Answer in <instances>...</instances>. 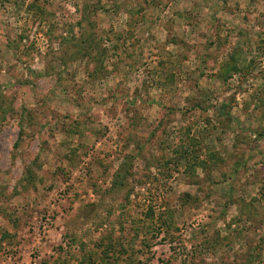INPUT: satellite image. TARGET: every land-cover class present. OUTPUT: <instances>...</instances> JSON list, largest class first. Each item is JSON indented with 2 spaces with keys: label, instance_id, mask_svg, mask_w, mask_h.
Returning a JSON list of instances; mask_svg holds the SVG:
<instances>
[{
  "label": "rangeland",
  "instance_id": "374dc122",
  "mask_svg": "<svg viewBox=\"0 0 264 264\" xmlns=\"http://www.w3.org/2000/svg\"><path fill=\"white\" fill-rule=\"evenodd\" d=\"M0 264H264V0H0Z\"/></svg>",
  "mask_w": 264,
  "mask_h": 264
}]
</instances>
